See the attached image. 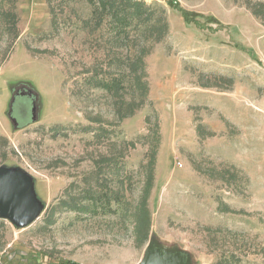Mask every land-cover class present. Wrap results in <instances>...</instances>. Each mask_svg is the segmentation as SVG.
<instances>
[{"label":"rangeland","instance_id":"rangeland-1","mask_svg":"<svg viewBox=\"0 0 264 264\" xmlns=\"http://www.w3.org/2000/svg\"><path fill=\"white\" fill-rule=\"evenodd\" d=\"M94 1L0 0V166L45 204L0 219V264H139L151 243L264 264V0H136L157 29L118 38ZM21 84L37 119L16 128Z\"/></svg>","mask_w":264,"mask_h":264},{"label":"water","instance_id":"water-1","mask_svg":"<svg viewBox=\"0 0 264 264\" xmlns=\"http://www.w3.org/2000/svg\"><path fill=\"white\" fill-rule=\"evenodd\" d=\"M45 208L34 177L21 167L0 166V219L18 228L36 221ZM139 264H190L185 252H167L151 243Z\"/></svg>","mask_w":264,"mask_h":264},{"label":"trees","instance_id":"trees-1","mask_svg":"<svg viewBox=\"0 0 264 264\" xmlns=\"http://www.w3.org/2000/svg\"><path fill=\"white\" fill-rule=\"evenodd\" d=\"M92 2H95L94 0H91ZM96 3V2H95ZM95 13L100 15V23H102L105 15L104 14H109L111 16L110 18V24L111 27L116 30V37H120L122 34H124L126 37H130V29L129 25H132L136 19H138V22L136 23V28H141L140 22L141 21H148L149 18H144L143 16L146 15L147 13L150 14L149 9L146 6L145 2L142 1H136V0H100L99 6H96ZM184 16L187 20H189L190 14L188 12H183ZM143 19V20H142ZM158 23V20L157 22ZM156 25V24H154ZM157 29L155 26H146L141 28L142 32H153L154 29ZM111 29V28H110ZM159 30V29H158ZM101 85L104 88H107L112 91H118L120 90V82L121 80L119 79H112V80H102ZM107 198V196H106ZM110 198V197H109ZM92 199V198H90ZM99 197L93 198V202H99ZM75 206H70L69 203H65V206L73 207L79 210H87V206H82L78 203H72ZM92 208V207H91ZM145 216V215H144ZM218 264H238L233 262L232 260H223L222 262H219Z\"/></svg>","mask_w":264,"mask_h":264},{"label":"flooded vegetation","instance_id":"flooded-vegetation-1","mask_svg":"<svg viewBox=\"0 0 264 264\" xmlns=\"http://www.w3.org/2000/svg\"><path fill=\"white\" fill-rule=\"evenodd\" d=\"M8 106V115L16 128H21L37 119V93L27 84L13 87Z\"/></svg>","mask_w":264,"mask_h":264}]
</instances>
